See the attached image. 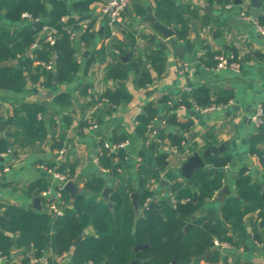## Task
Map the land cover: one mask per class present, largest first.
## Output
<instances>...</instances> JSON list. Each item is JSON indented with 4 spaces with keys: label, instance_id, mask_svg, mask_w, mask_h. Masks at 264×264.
<instances>
[{
    "label": "crops",
    "instance_id": "0c3cea01",
    "mask_svg": "<svg viewBox=\"0 0 264 264\" xmlns=\"http://www.w3.org/2000/svg\"><path fill=\"white\" fill-rule=\"evenodd\" d=\"M161 1L164 0H134L126 14L125 28L116 32L110 29L111 37L106 36L109 27L101 1L89 5L87 0H70L67 3L68 16L63 21L73 18L80 26L74 44L75 60L79 69L73 80L63 83L55 81L57 73L54 70L52 82H48V77L43 76L40 82L28 79L24 91L20 93L0 90V113L3 116H14L15 110L21 109L24 103L39 104L46 109L43 118L48 128V136L32 146L14 145L9 149L11 154H7V151L0 154V167L9 168L8 171L0 172L1 204L36 209L34 200L39 198L42 210H37L51 211L48 199L56 196L59 183L41 168L44 164L63 168L68 174L71 172V180L80 194L88 198L94 195L86 191V183L96 177L105 180V188L111 186L114 189L118 182L95 161L98 150L96 136L100 133L106 134L110 140L115 135L127 138L129 145L125 151L129 157L121 161L116 159V162L121 164L120 174L126 187L134 190L133 193L138 192L141 186L140 167L145 165L146 168H156L157 154L150 148V142L155 138L149 135L145 139L138 134V118L150 104L162 109L166 106H177V124L170 128V132L178 138H184L181 147L172 144L169 138L160 142L159 152L168 155V165L162 172L160 181L152 180L146 186L154 192L157 202L169 199L175 202L170 197L172 185L180 183L189 188L186 187L187 180L180 174L183 164L194 153H203L206 148L216 144H222L226 149L212 157L230 158L225 167L223 186H228L231 190L226 201L233 197L240 199L236 180L242 169L247 168L254 184L264 182V164L252 150V142L262 132L254 126L252 116L256 105L264 103V39L259 35V27L262 26L258 24L259 18H264V0H258L261 3L260 8H255L252 0H242L240 6L235 4V0H172L185 11L183 18L187 31L184 39L177 36L180 46L185 50L184 58L146 22L148 6L152 7L153 14L157 17L158 4ZM230 3L234 6L227 9L226 5ZM47 7L51 8L49 2ZM7 13L6 9L1 12V29L20 32L30 25L25 19L13 23L8 19ZM168 26L178 28L179 32L182 30V26L175 23ZM87 31L91 33L92 41L85 45L81 41V35ZM79 32L80 40L77 39ZM45 35L46 32L42 31L36 42L23 54L3 62L0 66L18 68L33 56ZM154 36L156 39L152 38ZM162 42L167 44L166 50L160 49ZM159 51L164 59L161 70L152 64L151 59ZM210 53L214 57L234 55L241 65L240 72L214 70V67L206 64L210 60ZM181 62L188 65L187 69L180 70ZM39 63L36 62L35 66L43 70ZM116 66L126 71L127 78L110 76V71ZM142 74H148L150 80H142ZM186 88H192V92L207 90L214 99L225 94L231 96V100L226 105H215L212 106L214 109L200 112L195 109L196 105L182 102ZM116 92L127 94L129 99L110 107L106 106V102L97 106L104 95ZM64 96L68 104L62 105L55 101L56 98ZM232 105L237 110H230ZM194 111L197 113L195 116L192 115ZM90 114L100 121V130L81 134L79 123ZM5 134L0 132V137H5ZM9 141L13 143L14 137H10ZM255 148L264 152V141L257 143ZM205 169L217 168L206 164ZM40 180H46L50 189L37 194L30 190V186ZM163 180L168 184L163 185ZM220 191L211 200L218 219L221 218V208L226 202H221ZM132 194L130 205L137 222L141 219L142 210L139 208V213H136ZM99 200L107 205L102 195ZM109 201L111 202L110 197ZM65 203L66 208L74 207L71 197ZM217 204H220L218 208ZM108 209L116 219L115 205L113 209ZM243 228L244 234L230 231L229 234L236 243L230 244V249H223L222 243L225 242L216 240L215 247L211 250H214L213 253L220 252L222 259L227 258L229 264H264V229L259 226L257 213L246 217ZM93 236H97V232L90 225L78 238L81 243L85 238ZM220 249L226 252H221ZM51 254L48 251L43 257L36 259L35 251L31 250V258L27 264H50L48 258ZM72 257L73 251L66 253L58 259V264H70ZM26 258L24 248L14 249L11 256L0 257V264H25ZM135 260L137 259L133 257L132 261Z\"/></svg>",
    "mask_w": 264,
    "mask_h": 264
},
{
    "label": "trees",
    "instance_id": "16d2710c",
    "mask_svg": "<svg viewBox=\"0 0 264 264\" xmlns=\"http://www.w3.org/2000/svg\"><path fill=\"white\" fill-rule=\"evenodd\" d=\"M96 1L105 3L108 0H87V5ZM48 2L51 8L47 7ZM4 9L8 11L7 17L13 23L22 21V15L25 13L31 14L34 21L20 32L0 28V65L23 54L36 42L37 36L45 27L57 30L56 39L59 46L56 48L47 42L49 35L46 33L45 39L33 52V56L18 68L0 66V90L20 93L24 91L28 79L40 82L43 76H47L48 82H52L54 71L44 67L42 70L35 66L36 62L53 63L58 81L71 82L79 65L75 60V39H71L68 29L76 33L80 26L73 18L67 22L63 21L68 16L67 3L64 0H0V15ZM156 14L158 19L168 25L173 23L181 25L182 30L178 37L184 39L187 31L183 18L185 11L172 0H164L159 2ZM258 24L264 27L263 17L259 18ZM131 35L133 36V33ZM106 36H112L110 28L107 29ZM81 41L88 45L92 41L91 33L84 32ZM208 58L210 60L206 64L216 67L214 55L210 53ZM151 59L152 64L161 70L164 60L161 52H156ZM110 76L125 79L127 73L120 66H116L110 71ZM142 80L149 81V75L142 74ZM183 96L182 102L185 104L192 103L202 108L226 105L231 100V96L225 94L214 99L207 90H194L190 94L184 92ZM128 99L127 94L116 92L107 93L100 101H107L106 106L110 107ZM55 101L62 105L69 103L65 96L58 97ZM176 108L177 106H166L162 109L150 104L138 118V134L141 137L146 139L150 135L149 126L152 124L157 131V137L150 142V148L157 154L156 168H146L145 165L140 167L141 186L138 190V201L142 210L141 219L136 222L130 205V195L134 190L126 187L120 174L121 164L116 162V159L120 161L128 159V153L121 149L111 154L103 147L102 153L98 156L99 166L118 182L110 196L111 202L115 205L117 218L114 219L107 205L99 200L106 186L102 177H96L86 183V191L94 196L88 198L84 194L78 195L74 207L65 208L63 216H56L54 213L50 216V211L41 212L33 208L24 209L0 203V257H9L14 249L24 248L27 256L25 264L31 258V250L35 251L36 259L51 251L52 254L48 258L50 264H58L60 257L72 251L70 264H130L133 257L139 261L138 264H174V258L175 264H229L227 258L222 259L218 251L207 258H203V255L215 247L216 240L235 245L229 233L232 230L244 234L243 225L251 213H257L259 226L264 229V182L254 184L247 168L242 169L236 180L240 199L237 197L228 199L221 208V218L218 219L211 200L224 186L225 167L230 158L211 157L207 164L217 169L203 168L195 173L192 178L195 188H185L183 184L175 183L170 189V197L172 196L175 202L171 203L170 199L152 202L154 192L146 186L152 180L160 181L161 174L168 165V155L159 152L161 143L158 140L169 138L172 144H177L178 147H181V142L184 141V138H178L170 132V128L177 124ZM45 111V107L39 104L24 103L21 109L15 110L14 116L5 117L0 113V132L6 133L5 137H0V154L8 152L14 145L32 146L36 141L48 136V128L43 118ZM163 122L165 126L161 127ZM89 125L86 120L79 123L80 133L84 134ZM14 128L18 130L13 131ZM102 135L104 139H108L106 134ZM10 137H14L13 143L9 141ZM126 139L125 136L115 135L108 140L113 144H119ZM262 141L264 136L257 135L252 142V150L264 164V152L255 148V145ZM98 147H102L101 144ZM4 171L5 167L1 166L0 172ZM57 171L67 173L63 168H57ZM69 176L71 179L73 174L69 172ZM49 189L50 184L46 180H40L30 186V190L37 194ZM57 189L62 192L64 200L68 201L69 193L65 189H60V186ZM161 210L163 214L160 213ZM198 210L203 212L202 215L194 226L185 232V227ZM90 225L96 229L97 236L85 238L75 246L77 238ZM145 244L149 246L134 254L137 245Z\"/></svg>",
    "mask_w": 264,
    "mask_h": 264
},
{
    "label": "built area",
    "instance_id": "2783aa9c",
    "mask_svg": "<svg viewBox=\"0 0 264 264\" xmlns=\"http://www.w3.org/2000/svg\"><path fill=\"white\" fill-rule=\"evenodd\" d=\"M134 0H108L107 2L103 3V14L107 18V25L108 27L113 31L116 32L118 30H122L125 28V22H126V14L130 7L132 6ZM233 3H230L226 5L227 9L233 8ZM22 18L33 22L34 18L31 14L25 13L22 15ZM44 31L49 35L47 38V42H49L51 45H55L57 42L56 35L58 34L56 29H52L49 27H45ZM259 31L264 35V29L259 27ZM68 33L71 35V39L76 38V33L73 32L71 29H68ZM215 60L217 61L216 67H214V70H222V69H228L232 70L234 72H240L241 65L238 61H236L234 55L226 56V55H219L215 57ZM39 65L46 68L47 70L54 71L55 67L53 63H45L40 62ZM180 70L183 71L187 69L188 65L186 63H179ZM187 93H192V88H186L184 90ZM107 101H103L98 103L97 106H102ZM195 109L200 112H207L211 109H214V107L211 108H199L198 106H195ZM85 120L90 124L89 127L85 129V132H93L100 130V125L97 123L96 118L90 114L88 115ZM252 122L254 126L260 131H264V103H258L255 108V112L252 116ZM161 127L165 126V122H163ZM149 134L150 136L156 138L157 137V131L155 130V125L149 126ZM159 142H162L160 139ZM96 142L97 144H101L102 147H98L97 153H96V164L99 165V158L98 156L102 153V148L109 150L111 154L117 153L121 149H126L129 145V142L126 140L119 144H113L109 140L104 139L103 135L100 133L96 136ZM7 154H11V150L7 152ZM41 168L47 173L48 176L52 177L54 180H56L59 183L60 189H64V186L67 184V182L71 181L70 176L68 173H60L57 171V168H50L47 165H42ZM9 168L6 167L5 171H8ZM50 204V209L52 213H54L56 216H63L64 210L66 208V203L63 197V194L61 191H57V194L55 197H50L48 199ZM148 202L146 203L147 206ZM223 249H230L231 246L228 243H222ZM38 263L39 260H36Z\"/></svg>",
    "mask_w": 264,
    "mask_h": 264
},
{
    "label": "water",
    "instance_id": "95a60500",
    "mask_svg": "<svg viewBox=\"0 0 264 264\" xmlns=\"http://www.w3.org/2000/svg\"><path fill=\"white\" fill-rule=\"evenodd\" d=\"M66 3H69L70 0H64ZM242 0H235V4L237 6L242 5ZM252 5L255 8H260L261 7V3L258 2V0H252ZM147 11L149 13V15L146 18V22L150 23L154 29L164 38L168 41V44L171 45L177 52L178 55H180L182 58L185 57V50L182 46H180L179 41L177 39V36L179 34V30L176 27H170L167 24H165L164 22H162L161 20H159L154 14H153V9L152 7L148 6ZM210 13V9L208 10ZM255 18V17H254ZM80 32L77 34V39L80 40ZM259 35L264 39V35L259 31ZM153 39H156V36L152 37ZM59 46V42L57 41L55 44V47L58 48ZM168 48L166 43H160V49L162 50H166ZM55 81H58L57 76L55 77ZM230 110H237L236 106L232 105L229 107ZM197 113L196 111L192 112V115L195 116ZM24 115V114H23ZM262 135H264V131L261 132ZM226 146L222 145V144H216L214 146H211L209 148H206L204 150L203 153L200 152H196L194 153L192 156H190L186 162L183 164L181 170H180V174L183 176V178H185L187 180L186 183V187L189 188H195L194 183H193V176L195 175V173H197L199 170L205 168L206 164H207V160L209 158L212 157V155H219L220 153H222L223 151H225ZM1 160H3V158H1ZM163 185H167L168 182L166 180L162 181ZM64 189L70 194L71 197V203L74 204L75 199L77 198V196L81 193L79 191V189L76 187L75 183L71 180L69 182H67V184L64 186ZM113 188L111 186L106 187L103 190V199L107 202V205L109 208L113 209L114 205L112 202L109 201V197L113 192ZM231 190L228 186H225L224 188H222V190L219 193V198L221 200V202L226 201V198L230 195ZM132 200H133V205L135 207L136 213H139V193L138 192H134L132 194ZM156 200V198L154 197L152 199V202H154ZM172 203V201H171ZM220 206V204H217L216 207L218 208ZM34 207L36 209L42 210L41 206H40V199L36 198L34 200ZM161 214H163V211H160ZM202 211L198 210L191 218V223H189L186 228L185 231H189L195 224V222L198 220V218L202 215ZM50 216H53L52 211L49 212ZM115 217V215H114ZM81 239L78 238L75 242V245H79L80 244ZM148 244L145 245H137L134 248V254H136L137 252L144 250L148 247ZM214 250H208L204 255L203 258H207L209 257ZM219 251H223V250H219ZM226 252V251H223ZM174 264L176 263V258H174ZM139 261L135 260L132 261L130 264H138ZM103 264V263H102Z\"/></svg>",
    "mask_w": 264,
    "mask_h": 264
}]
</instances>
